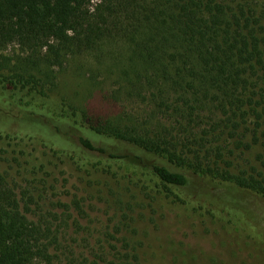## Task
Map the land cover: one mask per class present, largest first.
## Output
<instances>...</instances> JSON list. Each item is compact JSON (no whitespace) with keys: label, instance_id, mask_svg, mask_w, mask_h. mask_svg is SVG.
<instances>
[{"label":"trees","instance_id":"1","mask_svg":"<svg viewBox=\"0 0 264 264\" xmlns=\"http://www.w3.org/2000/svg\"><path fill=\"white\" fill-rule=\"evenodd\" d=\"M11 46L0 119L37 129L0 126V264H141L126 213L89 214L122 186L264 264V0H0Z\"/></svg>","mask_w":264,"mask_h":264},{"label":"rangeland","instance_id":"2","mask_svg":"<svg viewBox=\"0 0 264 264\" xmlns=\"http://www.w3.org/2000/svg\"><path fill=\"white\" fill-rule=\"evenodd\" d=\"M15 50L11 46L8 50L0 52V55L13 56ZM73 68L70 67L59 74L61 93L86 101L85 94L90 87L87 86L85 77L75 76ZM6 116L9 119H0V126L5 130L37 129L27 123L12 121L25 117L17 108L7 111ZM127 189L122 186L114 187L113 192L106 190L108 196L97 199L100 212L89 211V214L97 222L100 219L106 221L112 215L126 213L129 217L126 232L136 244L141 264H247L246 255L237 252L209 226L195 224L192 217L179 218L174 212L169 214L167 219L161 218L155 214L143 195ZM192 192L199 195L208 190L204 189L203 185H198ZM119 198L123 200V204L114 202ZM110 211L111 213H107ZM253 263L258 264L256 260Z\"/></svg>","mask_w":264,"mask_h":264}]
</instances>
